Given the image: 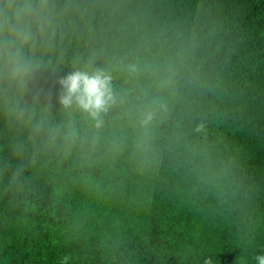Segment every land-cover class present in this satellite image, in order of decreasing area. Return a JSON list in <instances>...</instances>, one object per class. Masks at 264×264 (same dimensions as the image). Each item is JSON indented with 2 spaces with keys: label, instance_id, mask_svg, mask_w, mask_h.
I'll return each instance as SVG.
<instances>
[{
  "label": "trees",
  "instance_id": "obj_1",
  "mask_svg": "<svg viewBox=\"0 0 264 264\" xmlns=\"http://www.w3.org/2000/svg\"><path fill=\"white\" fill-rule=\"evenodd\" d=\"M97 68L99 127L57 83ZM260 255L264 0H0V264Z\"/></svg>",
  "mask_w": 264,
  "mask_h": 264
},
{
  "label": "clouds",
  "instance_id": "obj_2",
  "mask_svg": "<svg viewBox=\"0 0 264 264\" xmlns=\"http://www.w3.org/2000/svg\"><path fill=\"white\" fill-rule=\"evenodd\" d=\"M27 68L17 65L13 68L15 75H23ZM60 86L58 103L65 109L76 108L96 121L97 127L102 123L101 115L116 102L112 85V76L103 69L93 71L77 69L58 79ZM153 119L148 112L144 123ZM258 264H264V255L256 257Z\"/></svg>",
  "mask_w": 264,
  "mask_h": 264
}]
</instances>
